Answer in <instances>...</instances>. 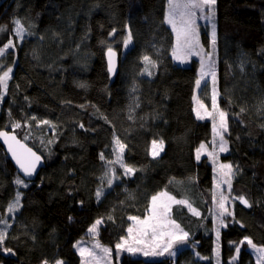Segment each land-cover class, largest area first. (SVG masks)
Returning <instances> with one entry per match:
<instances>
[{
    "label": "trees",
    "instance_id": "trees-1",
    "mask_svg": "<svg viewBox=\"0 0 264 264\" xmlns=\"http://www.w3.org/2000/svg\"><path fill=\"white\" fill-rule=\"evenodd\" d=\"M218 1L223 88L217 93L209 78L198 96L212 108L215 88L217 106L227 114L228 151L220 157L235 175L225 195L233 215L225 214L223 224L218 196L213 201V166L206 156L197 160L201 143L213 138L212 125L197 119L193 104L178 91L175 34L164 23L167 0H154L148 8L144 0H44L42 7L39 0H0V26L6 28L0 47L9 39L14 45L0 58V75L12 68L7 89H0V130L15 132L45 161L37 178L27 181L0 144V218L10 225L0 262L80 264L77 245L86 244L97 219H103L99 241L115 247L132 225L128 217L143 218L151 197L166 191L200 215L184 204L173 206V218L189 239L174 248L175 256L166 254L164 264H256L241 241L248 237L264 247V0ZM15 20L25 28L22 37L13 31ZM129 31L132 42L125 48ZM109 46L117 53L111 74ZM145 55L155 62L148 66L151 75L144 72ZM42 120L54 128L37 126ZM114 132L125 145L124 163L137 171L125 175L116 168L119 179L105 187ZM153 140L163 141L155 158ZM17 177L27 187L16 185ZM99 188L104 194L97 200ZM17 191L19 210L8 213ZM241 195L251 207L233 199ZM122 259L149 264L126 253Z\"/></svg>",
    "mask_w": 264,
    "mask_h": 264
},
{
    "label": "snow or ice",
    "instance_id": "snow-or-ice-1",
    "mask_svg": "<svg viewBox=\"0 0 264 264\" xmlns=\"http://www.w3.org/2000/svg\"><path fill=\"white\" fill-rule=\"evenodd\" d=\"M216 4V0H167V11L165 13L164 23L171 26L173 33L176 35V43L172 49V57L174 60H179L180 62H184L187 57L193 55L201 56V65L199 71V79L196 80L197 88L201 87V82L204 81L206 76H211L213 78V82H215V65L212 62V53H204L203 48L199 43V35L196 28L197 19H204L208 21H212L215 16L214 5ZM207 13V14H205ZM15 27L13 29L15 35L17 37H22L25 33V28L21 25L20 20L13 21ZM6 31V28L0 26V32ZM115 29L109 33V36H112L115 33ZM211 40L213 46L215 45V24H212V35ZM132 42V35L129 31L123 43L125 48H127ZM14 47L11 39L8 40L2 47H0V58L4 57L7 53V50L12 49ZM199 49V51H197ZM208 56V61L205 62L204 55ZM117 53L112 49L111 46L107 49V57H108V71L109 73H113L115 71V63H116ZM143 62L145 63L144 72L147 75H151L152 73L149 71L148 66H155V62L150 59L149 56L145 55L142 57ZM12 73V68L8 67L6 71H3L2 75H0V89H7V81L10 79V74ZM82 86V85H81ZM196 100V97L193 98ZM212 108L213 111H208L207 107L202 103H199V109H203L206 116L211 117L213 120V141L212 143L216 144V137H219V147L221 152L227 151V141L224 138L223 133L228 132V124H227V114L218 110L217 106V93L215 88H213L212 94ZM197 108H193V111L196 113L197 119H204L205 115H201L200 110ZM218 111L219 115V123L217 124L216 117L214 112ZM244 111V109H241ZM32 119H36L32 117ZM48 125L49 127L54 126L48 120H42L38 122L37 126L40 125ZM20 124H16L15 127H20ZM83 128V124L80 125ZM0 137L4 138V143L8 145L9 152L12 153V157L15 160L16 164L19 166L20 170L23 172L25 177H31L36 171L37 165L41 161V156L37 155L30 148L25 147L20 143L19 140L16 139L15 135H9L8 132L0 131ZM27 139V136L25 137ZM11 141V142H10ZM52 141H49L51 143ZM113 143L117 147L113 149L114 154H116L115 161H107V163H119L120 166L124 169L125 175H132L137 171V169L126 165L123 161V152L125 149V145L121 143L119 138L116 136L115 132L113 133ZM14 144L18 146L14 147ZM19 149V150H18ZM163 149V141H152V155L155 158L159 155V152ZM197 151V160L200 159V155L202 151H207L206 145L201 143L200 147ZM209 157L215 163L216 161V153L215 149L212 152H208ZM101 160H105L103 154L100 155ZM220 169L227 171L224 172V176L226 177L223 180V183L228 186L229 191L231 190V181L233 176L235 175V171L233 170V166L231 164H220ZM112 172V179L107 180L108 187H111L113 184V179H119V176L115 174L113 169H109ZM215 171V169H214ZM107 175V172L105 173ZM15 184L20 186L27 187L26 182L17 177L15 180ZM214 186L219 187V185L215 184ZM104 194V189L99 188L96 191V198L99 200ZM166 198V199H164ZM20 199L21 193L17 191L14 199L8 204L7 212L13 213L19 210L20 207ZM233 199H238L241 204L245 207H251L252 205L244 196L234 197ZM184 204L193 215L199 216L200 213L192 208L191 204L184 200H176L174 197L169 196L166 192L157 193L156 195L151 197V204L149 208L146 210V214L143 219L137 216H129L128 219L135 222V226H130L127 229L128 237H122L121 242L116 245L117 252L116 256L119 257L120 251H128L132 253L141 252L145 256H164L167 254L168 256H175L176 252L174 250V245L186 244L189 239V233L183 231L180 228V225L175 222V220H171L169 217V213L171 211V204ZM213 201H216L215 192H213ZM229 201L228 196H224L223 192L220 194L219 207L223 210L220 213V223L223 224V216L227 214L228 216H232L233 213L228 212L227 208H225V203ZM111 217H109L110 219ZM103 223V219H97L93 225L88 229L90 234H95L97 232V228L99 225ZM0 225H4V229L0 230V245H3L4 240L7 236V228L10 227L8 225L6 219L0 218ZM170 226V227H169ZM217 238H219L220 232L219 229H216ZM131 239L133 244H128L127 240ZM247 242L248 246L253 250V253L256 255V264H264V247H257V245L248 237H245L241 244ZM135 245V246H134ZM76 246V245H74ZM96 247H100L102 252L106 255L111 256V250L108 248H104L99 244ZM6 252H11V249H5ZM215 251V250H214ZM80 254L83 256L85 252L89 256H93L94 252L88 251L85 248H79ZM236 252H240V248L237 246ZM199 257V253H196ZM200 259H206L205 257H200ZM237 259L236 256L232 257V261ZM44 264H48L47 261ZM56 264H63L62 261H56Z\"/></svg>",
    "mask_w": 264,
    "mask_h": 264
},
{
    "label": "rangeland",
    "instance_id": "rangeland-1",
    "mask_svg": "<svg viewBox=\"0 0 264 264\" xmlns=\"http://www.w3.org/2000/svg\"><path fill=\"white\" fill-rule=\"evenodd\" d=\"M153 1L154 0H144L145 7L146 8L150 7V5ZM39 2H40L39 4L41 5L40 7H42L44 4V0H39ZM218 2H220V1L216 0V4L214 5L215 16H214L213 20L210 22V21L204 20V19H197L196 28H197V32L199 35V43H200V46L203 48L204 53H209V52L212 53L211 59L215 65V74H216L215 75V82L217 84V93L221 94L222 88H223V82H222V76H221L222 67H221V61H220V51H219V45L217 43V40H218V28H217L218 23H217V20H218V16H219V14H218V11H219ZM220 4H221L220 5L221 6L220 12L222 10L225 11V4L222 2ZM205 14H207V13H205ZM213 23L215 24V45L214 46H213L212 40H211L212 24ZM175 43H176V35H175ZM197 51H199V49H197ZM203 58H204L205 62L208 61V56L206 54L204 55ZM175 61L177 64L175 66V73H176V76L179 80L178 91L183 95L185 100H187L188 102L193 104L194 108L199 109V103H197V101L202 102L207 107V105L199 98L198 93H199L200 88H197V86H196V80L199 79L201 56L200 55L189 56L186 58V60L184 62H180L179 60H175ZM193 63L196 64L195 68H192V66H191V64L193 65ZM21 66H22V62H19L18 68H16L17 72L21 69ZM209 78H211V81H213V78L209 75V76H206L204 78V81L201 82V85L205 81H207ZM194 96L196 97V100L193 99ZM207 109L210 112L213 111V108L207 107ZM199 110L201 112V115H205L203 109H199ZM218 110H220V109L218 108ZM214 115L216 117V121L218 124L219 123L218 111L214 112ZM202 120H210L211 125L213 127V120L211 117H208L205 115V118ZM223 135H224V138L226 140V133H223ZM213 138H214V135H213ZM213 138L210 142L205 144L207 151H202L200 157L201 156L208 157L209 162L213 166V180L215 181L216 185H219V187L214 186L215 195L218 196V200L220 201L221 192H223V195L225 196L228 194V190H229L228 186L223 183V180L226 179V177L224 176V172H226L227 170L226 169L222 170L219 167L220 164H228L227 162L222 161L221 157H220L222 154L227 153L228 150L225 152H221L220 147H219V137L215 138L216 139L215 145L212 143ZM114 146H115L114 148L117 147L116 145H114ZM226 147H227V145H226ZM213 149H215V153L217 156L215 163L213 162V160L208 155V152H212ZM115 160H116V154H114V158L112 159V161H115ZM110 168L115 171V174H116V170H115L116 168H120L124 172V169L120 166L119 163H112V164L108 163L107 164V175H105V177L103 178V181L105 183V187L108 186L107 180L113 178L112 172L109 171ZM214 169H215V171H214ZM113 181H114V179H113ZM162 192H166V191H161L159 193H162ZM166 193L169 196L174 197L171 194H169L168 192H166ZM164 199H166V198H164ZM169 203L171 204V211L169 213V217L171 220H175L173 218V215H172V208L176 203H172L171 201H169ZM229 203H230V201H227L225 203V208L228 206ZM218 206H219V202H218ZM143 218H141V219H143ZM215 219H218V218L215 217ZM131 226H135L134 221H132ZM216 226L220 227V224L218 222H216ZM97 231H98V228H97ZM128 235L129 234L127 233V236L125 238H127ZM127 243L131 245V244H133V241L131 239H128ZM97 244H99L100 246H102L104 248L110 249L111 250V256H108L104 252H102L100 247H96ZM176 246L177 245H174V248ZM79 248H85L88 251L94 252V255L89 256L87 254V252H85V254L82 256L79 252ZM77 249H78V252H79L80 258H81L80 264H131L129 262L123 261L122 256L125 253L131 254L134 256L143 257L146 260H148L149 264H164L162 262V258L165 257V255H166L165 254L164 256H145L141 252L132 253V252H128V251L124 250V251H120L119 257L117 258L116 252L118 250H117L116 246L112 247V246L105 245V244L101 243L97 237V232L95 234H90L88 232L86 244L81 243V241H80L77 245ZM0 264H11V261H7L5 259L3 262H0ZM26 264H34V261H30Z\"/></svg>",
    "mask_w": 264,
    "mask_h": 264
},
{
    "label": "water",
    "instance_id": "water-1",
    "mask_svg": "<svg viewBox=\"0 0 264 264\" xmlns=\"http://www.w3.org/2000/svg\"><path fill=\"white\" fill-rule=\"evenodd\" d=\"M115 72V71H114ZM0 131H4V132H8L9 135H15L16 139L20 141L21 144H23L25 147L27 148H30L33 152H35L37 155L41 156L40 154H38L34 149H32L28 144H26L24 141H22L15 132L13 131H9V130H6V129H2ZM11 142V141H10ZM0 144L2 145L3 149H4V152L6 153L7 155V158L9 159V161L12 163V165L14 166V168L16 169V171L18 172V174L25 180L27 181H33L37 178L40 170L45 166V161L43 159V157L41 156V161L40 163L37 165V168H36V171L35 173L33 174V176L31 177H25L23 172L20 170L19 166L16 164L15 160L13 159L12 157V153L9 152L8 150V145L4 143V138L3 137H0ZM14 147H17V145L14 144ZM19 150V149H18Z\"/></svg>",
    "mask_w": 264,
    "mask_h": 264
}]
</instances>
